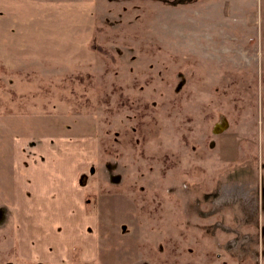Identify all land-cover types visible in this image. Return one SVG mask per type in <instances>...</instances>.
Listing matches in <instances>:
<instances>
[{
	"label": "rangeland",
	"instance_id": "1",
	"mask_svg": "<svg viewBox=\"0 0 264 264\" xmlns=\"http://www.w3.org/2000/svg\"><path fill=\"white\" fill-rule=\"evenodd\" d=\"M60 146L66 233L11 197ZM0 264H264V0H0Z\"/></svg>",
	"mask_w": 264,
	"mask_h": 264
},
{
	"label": "crops",
	"instance_id": "2",
	"mask_svg": "<svg viewBox=\"0 0 264 264\" xmlns=\"http://www.w3.org/2000/svg\"><path fill=\"white\" fill-rule=\"evenodd\" d=\"M58 149L61 146L46 147L42 152L36 149L34 154L31 152L33 162L27 159L14 163L11 197L17 218L39 219L33 224L39 225L42 222L44 225L41 226L47 224L48 227H54L56 233H66V227L71 226L70 218L80 217L85 209L84 193L75 178L83 166H72V162H67L63 155L58 157V162L51 159L40 161L42 154L49 155V151L59 154ZM62 149L66 150L65 147ZM47 219L54 220L47 222Z\"/></svg>",
	"mask_w": 264,
	"mask_h": 264
}]
</instances>
